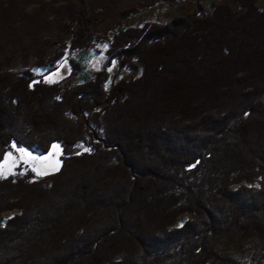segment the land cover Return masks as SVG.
Returning a JSON list of instances; mask_svg holds the SVG:
<instances>
[{
	"label": "trees",
	"instance_id": "trees-1",
	"mask_svg": "<svg viewBox=\"0 0 264 264\" xmlns=\"http://www.w3.org/2000/svg\"><path fill=\"white\" fill-rule=\"evenodd\" d=\"M187 1L120 12L101 38L108 65L139 62L142 72L108 91L101 70L72 86L0 70V163L13 144L63 151L49 175L19 164L0 177V213L18 209L0 220V264H264V11L232 0L241 10L212 4L207 17L125 23ZM115 4L91 2L60 35L72 36L71 49L90 47L89 25L99 31ZM2 8L0 53L23 30L25 57L55 69L65 53L47 57L52 43L38 29L48 20L27 24L24 11ZM86 140L91 151L78 152ZM185 213L193 217L177 226Z\"/></svg>",
	"mask_w": 264,
	"mask_h": 264
},
{
	"label": "rangeland",
	"instance_id": "rangeland-1",
	"mask_svg": "<svg viewBox=\"0 0 264 264\" xmlns=\"http://www.w3.org/2000/svg\"><path fill=\"white\" fill-rule=\"evenodd\" d=\"M95 1L105 0H0V37H5L1 29L2 18H4V15H2L4 12L2 6L5 5L8 6V13L11 16L16 15L17 11H24L25 15L23 16L27 20V24L31 22L39 23L43 19L48 20V24L44 25L42 29H38L40 41L43 43V41L48 40L52 43L51 47L47 49V57H54L60 51L65 53L56 62L55 69L52 70L50 65L39 66L38 59L33 53L29 52L26 57L22 53V43L28 45L31 37L21 30V42L16 41L15 44H13V41L6 42L4 51L0 53V70L11 69L17 73L28 70L39 76L44 74V78L48 82L54 83L55 81H62L65 86L82 84L88 79L94 78L95 72L101 70L106 75L105 86L107 91L118 80L121 81L123 79H130L131 77H138L142 72V67L139 62L136 63L135 69L130 67L121 68L117 60H113L108 65L109 58L106 51L109 49V43L101 38L107 33L111 39L113 36L112 25L119 18L120 12L122 10L124 11L127 6L139 3L142 0H116V4L112 6L115 8V15L111 19H108L106 23L101 24L98 27L99 31L95 30L93 24L89 25L87 33L89 34L91 42L90 47L83 48L82 50L71 49L69 44L72 36L60 35L62 33L60 30H62L64 24L63 21H69L71 17H75V14L81 8L87 9V5ZM221 3L232 6L233 11L241 10L239 4L232 0H200L194 2L189 0L187 2H180L179 5L174 7L162 3L156 7H152V10L143 11L138 16L135 15L127 19L125 23L127 26L138 28L146 22H156L165 25L166 23H170L175 17L191 16L193 18L198 12L201 16L207 17L211 13L210 9L212 4ZM257 8L259 12L264 11V0H257ZM59 39H63V41L59 42ZM54 41H58L59 43L55 44ZM11 52L14 55V59L8 60L6 55L11 54ZM71 60L79 63L81 66V70L75 71V74L71 72L73 71L72 64L70 63ZM49 77H51V80L48 79ZM13 145L15 147H12V151L7 153L5 159L0 163V166L4 168L6 176L15 173L19 164L23 166V172L28 168H36L41 171H46L48 175L55 171L53 168L57 162H59V168L61 166V155H63V151L59 143L53 144L59 146L58 154L54 150L53 145L51 151L45 154L37 152L35 149L19 147L16 144ZM21 149H23V152H21ZM85 149H90L91 151L90 144L87 140L81 141L77 147L78 152H84ZM25 153L30 155H25ZM31 157H35L36 159H31ZM44 157H48V159L45 160L43 159ZM36 176L41 178L45 175L38 176L36 174ZM16 210L18 209L14 208L9 209V211H2L0 213L2 224H4V220L6 221L11 216H14L17 213ZM191 217L193 216L189 213H185L183 216L181 215L176 225H183Z\"/></svg>",
	"mask_w": 264,
	"mask_h": 264
},
{
	"label": "snow or ice",
	"instance_id": "snow-or-ice-1",
	"mask_svg": "<svg viewBox=\"0 0 264 264\" xmlns=\"http://www.w3.org/2000/svg\"><path fill=\"white\" fill-rule=\"evenodd\" d=\"M48 79L51 80V77H49ZM13 147H15V145H13ZM53 148H54V150L57 151V154H58V152H59V146L58 145H53ZM85 151H90V149H85ZM21 152H23V149H21ZM25 155H30V154L25 153ZM31 159H36V158L35 157H31ZM43 159L47 160L48 157H44ZM33 170L36 172V174L38 176L48 174L46 171H41V170L36 169V168H34ZM53 170H55V171H58L59 170V162H57L55 164ZM0 176L6 177V173L4 171L3 166H0Z\"/></svg>",
	"mask_w": 264,
	"mask_h": 264
},
{
	"label": "built area",
	"instance_id": "built-area-1",
	"mask_svg": "<svg viewBox=\"0 0 264 264\" xmlns=\"http://www.w3.org/2000/svg\"><path fill=\"white\" fill-rule=\"evenodd\" d=\"M4 221H5V220H4ZM4 221H3V222H4ZM5 222H6V221H5Z\"/></svg>",
	"mask_w": 264,
	"mask_h": 264
}]
</instances>
